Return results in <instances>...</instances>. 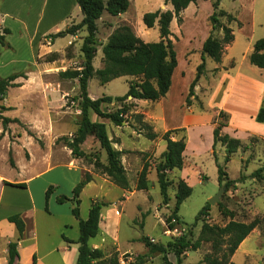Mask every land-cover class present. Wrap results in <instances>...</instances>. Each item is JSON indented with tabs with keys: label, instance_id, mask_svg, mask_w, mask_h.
<instances>
[{
	"label": "rangeland",
	"instance_id": "rangeland-1",
	"mask_svg": "<svg viewBox=\"0 0 264 264\" xmlns=\"http://www.w3.org/2000/svg\"><path fill=\"white\" fill-rule=\"evenodd\" d=\"M33 2L34 0L31 2L34 4L32 12L27 9L25 12H20L22 15L16 18L10 17L6 20V25H8L9 30H11L8 38L11 46L0 48V78L7 77L9 74L16 71H18V73H24L25 71L32 70L33 49L32 46L29 45L28 39L21 36V29L24 25L28 28L30 37L32 31L38 33V27L40 30L43 29L47 33L64 30L63 28L66 24H75L79 21L81 16L80 7L77 5L76 0H48L44 6H42V2ZM213 2L214 0H211V2L210 0H201L199 9L197 8V16L195 15V19L193 16L185 15V20H182V18H180L179 21L177 20L178 27L185 21L183 24L184 27L188 28V30L195 35L199 34V37L194 35L192 38L194 40H192L191 45H187L188 42L184 40L173 42L177 59H179L180 62L179 65L183 66L180 67L182 76L177 75L174 78V86L171 93L173 105L179 102L180 94L184 88L187 87L186 89L188 90V86L195 74V67L200 62L198 57L199 51L201 53V50L196 49L195 42L197 38L200 39L207 27L210 28L208 17L212 12L211 4ZM219 3L220 7L222 6L224 9L232 10L233 14L238 13L240 19L243 21H248L252 14L256 15L254 18L259 24L260 20H264V0H220ZM24 5L25 4L20 1H9L7 9L10 12H16L22 10ZM147 7H149V3L146 0H133L127 13L135 26L137 24H143L139 16ZM27 12H29V14H27ZM107 18L105 13L104 18L99 21V26H97V48L104 41L106 35L105 27L108 23ZM219 20L220 22L227 23L226 18L223 16L220 17ZM21 22H24V25H22ZM232 23L231 24L235 27V23ZM145 27L144 25V28ZM152 28H156V25ZM152 28H148V30L145 29V33H142L148 42L160 40L159 32H157L158 30ZM210 33L213 37L218 39L222 37V30L218 28L213 30L210 28L209 34ZM237 33L238 40H236L231 53L237 58L236 65L238 66V71L241 76L238 78L245 84L243 91L247 93V96L239 98L234 92L231 93L225 100V108L221 109L220 107L224 115L218 117V112L220 111L218 107L220 97L212 96V93H210L213 90L212 85L214 84V77L216 75V70L212 71L211 69L216 63L208 58L205 61V70L194 87L196 96L193 95V97H190L189 105H187L185 101L182 104L186 112L192 109L195 111L201 110L203 115L206 114L212 117L214 119V126L217 121L215 119H218V122L221 123L226 122L227 126L221 127L219 133L224 134L227 132L226 134L230 137L237 135L241 142V147L238 149L239 151L231 155L229 161L225 162V155L222 156L221 153L223 151L219 143L216 146L215 156L208 152L211 133L208 132L207 127L202 126L191 132L192 140L190 146L197 148V151H195L196 156L192 158V155H188L186 160H184L183 168L188 169V184L191 186L192 192L190 196L181 203L177 212V217L187 226L194 222L195 216L200 208L208 202L209 198L217 194L219 189H222V192L218 201L213 205L209 204L210 207L207 211V215L203 216L207 222L217 225L225 224L230 218L228 213L224 214L221 210L232 212L233 219L244 222H249L255 217H264V138L260 137V135L249 133L247 129L242 130L230 125L231 113L234 112L238 117L242 118V120H246V123L243 124L244 126L247 125L246 128L255 130L258 133H263V129L260 130V128L255 126V124H259V122L255 121L252 116L253 114L250 115L252 118H249V114L246 112L247 109L250 110L254 106L258 96V89L253 87L246 78H254L257 69H254L255 67L249 63L247 57L242 58L241 52L244 48L243 33L239 31ZM85 34L86 31L83 29L81 35ZM255 35L260 37L259 25L255 29ZM46 38L48 41L50 40L48 35ZM79 41L81 40L79 39ZM65 42L66 38H58V45H62ZM80 47L81 46L78 45L75 46L74 43L68 45L61 56L63 61L59 68L80 70L83 61ZM35 51L36 50H34V54ZM96 56L95 62L97 63L98 58L102 56L101 50H99ZM45 58L46 56L44 60ZM41 60L43 59H39L38 61ZM232 63V61L230 63L228 62V66ZM233 73L232 71L231 74L233 75ZM49 80L54 81V84H49V86L45 85L44 89L35 92L34 97L27 95L26 92L11 89L9 92L7 90L4 98L0 101V104L4 106H11L10 110H5L1 113L3 116H8L10 118L17 117L19 119L18 122L9 123L5 129L0 121V184L8 180L19 181L32 177L29 184L30 191L33 194L34 205L39 209L41 205L45 204L42 195V188L45 183L58 184L57 188H59V190H57V195L66 193L69 189V184L71 183V179H73L74 172L68 170L65 164L53 168L50 172L46 171L44 155L51 153V151L54 152L57 148L64 145V141L60 139L61 137L71 139L74 134L73 130L76 127L75 123L79 120L80 113L78 100L76 99L79 90H73L74 85L79 86V84L74 83L72 80L70 82L67 80H60L56 75L49 78ZM131 80H134V78L124 76L112 79L105 84H100L98 80L93 77L89 80V90L97 97L102 95H110L112 97L122 96L126 93L128 82ZM57 81H61L60 84ZM229 85L230 82L225 85V89L230 87ZM187 90L184 95L187 94ZM53 91L59 93L56 100L57 103H53V97L51 95ZM150 106L153 107V105ZM121 107L127 110L124 114L126 120L122 122L121 126L132 130L138 129L140 120L136 115H140L141 119L144 116L137 111L140 106L136 100H132L131 97H128L123 102L112 100L110 103L101 105L103 112H113ZM175 107L176 106L171 110L173 113V121L179 120L178 111ZM144 109L146 111L147 109H151V107ZM40 115H43L41 116L43 120L41 123L42 126H37L40 123ZM100 119L106 122V132L109 139L113 141V133L116 129V125L111 123L108 119ZM60 125L69 127V130L64 131L65 133L63 132V135L59 137H57V134L51 135L52 127L56 128ZM62 129H64V127H62ZM150 130H152V127ZM184 131L177 130L175 133L179 136L183 134L185 136ZM198 131H201V138H197L196 136ZM146 132L147 130L145 133ZM80 148L86 152L85 156L82 158L83 163H91L94 171L102 173L100 168L94 166L96 158L99 162L100 158H106L105 152L100 148L98 141L92 136H87ZM160 155L161 154L156 156L139 155L140 158H148V173L156 166L155 163L159 160ZM56 156L53 158L54 163L58 161H60V163H66L63 162L66 161L64 157L60 156L58 153ZM241 157H243L242 160ZM9 158H12L14 162L13 167L9 163ZM30 158L31 162L29 164L27 161ZM18 162L24 165L19 171L17 167ZM217 165H221L224 168L226 176L229 179L238 180L244 177L243 181L237 182L229 187L228 190H225L223 187L219 186L218 183ZM256 170H259V177L252 176V173ZM177 173L178 170L176 169L171 170L169 173L167 172L168 179L171 178V184L167 189L168 196H170V204L167 203V205H164V203L161 202L159 212L156 210V204L161 201L159 186L156 182L154 186L149 187V196L151 198L149 202L150 210L145 212L142 217L138 215L144 224L145 233L154 238V240H151L153 243H164L162 241L165 240V238L167 241L173 236L180 235L182 230L187 228L186 225L181 224L172 217L167 221V217L170 216L174 206L173 191H175V183L179 178ZM145 198L147 199V195L139 192L133 196L131 201H128L125 219H129L136 212L135 203L144 204ZM28 203V193L18 187H8L0 198V217L7 211L18 210L25 207ZM155 213H157V217ZM0 222L4 225L3 221ZM201 222L202 220H199L195 226L191 227L190 238L192 240L197 238ZM136 225L137 229H139V225ZM256 228H258L260 232L251 236L252 247H254L259 239L257 246L260 245V247L257 250L256 256L245 260L241 254H237L234 258L236 264H264V226L259 224ZM209 250V243H203L198 250L188 251V256L185 258L184 264H197L198 260Z\"/></svg>",
	"mask_w": 264,
	"mask_h": 264
},
{
	"label": "crops",
	"instance_id": "crops-1",
	"mask_svg": "<svg viewBox=\"0 0 264 264\" xmlns=\"http://www.w3.org/2000/svg\"><path fill=\"white\" fill-rule=\"evenodd\" d=\"M9 1H16V2L20 1L25 5L22 7V10L16 12H10L7 9L8 7L7 5ZM32 1L33 0H0V30H2V28L4 27L9 28L8 25H6L7 18L10 17L16 18L22 15L20 14L21 11L25 12L27 9H29L32 12L34 9L33 7L34 4L31 3ZM37 1L42 2V6H44V4L48 2V0H34V2ZM146 1L149 3V7L144 9L142 14L139 16L140 20H142V16L146 12H153L156 10H163V9L172 10L171 5L164 4L163 0H146ZM132 2L133 0H129L128 9L131 7ZM200 2L201 0H197L195 2L189 3L188 6L179 13V17L182 18V20H185L186 17L185 15H190L193 16V18L195 19V17L197 16L196 15L197 8L199 9ZM220 8L225 10L227 13H230L232 16H234L236 20L240 22V26L237 25L236 21H232L235 23L236 25L235 27L232 25L233 24L232 22H231L232 24L229 23L227 25L232 29L233 41L226 46V50L224 48V52L221 56L220 62H215L216 63L215 66L211 69L212 71L216 70V75L214 77V84L212 85L213 90L210 93H212V96L220 97L219 98L220 103L218 104L219 110L225 108V100L228 98V96L231 93L234 92V94L239 98H244L247 96V93L243 91V87L245 84L242 82L241 79L238 78L241 76H240V72L238 71V66L236 65L237 58L234 56L233 53H231L236 43V40H238L237 32L239 31L240 33H243L242 36L244 40L243 41L244 48L243 51L241 52L242 58L244 57L248 58L249 54L253 49V43L255 42V40L264 37V20L263 21L260 20V24H259L258 21L257 22L255 21L254 18L256 16L255 14H252L251 18L248 21H243L242 19H240L238 13L233 14L232 10L224 9L222 8V6ZM128 9L124 13L115 16L109 15L108 13L104 12L101 15V17L97 20V26H99V21H101L104 18V14L106 13V17H108L107 18L108 23L107 26L105 27L106 35L102 44L105 43L108 35L119 24L129 25L134 30V33L138 37H140L143 41L148 42L146 38L142 35V33H145V29L148 30V28L146 27L144 28L143 24H137L135 26L133 21L130 20L129 14L127 13ZM27 14H29V12H27ZM82 16L83 15L81 12L79 21L82 19ZM184 22L182 23V25H179L178 27L177 17L173 16L169 24V29L171 33L169 39L172 42H176L177 40L180 41L184 40L188 42L187 45H191L192 40H194L192 38L194 37L195 34L193 32H190L188 28L184 27L183 25ZM21 23L22 25H24V22ZM69 25L70 24H66L63 29H65ZM258 25L260 26V37L255 35V29L258 27ZM210 28L207 27L205 32L200 37V39L197 38L195 42L196 44L195 47H197L196 49L201 50L202 43L209 35ZM152 29L158 30L157 25L156 28H152ZM21 30H22L21 36H24V38L28 39V43L30 46H32L33 49L32 70L25 71L24 72L25 77L16 78L14 82L18 83L19 86L8 88V92L11 89H16L17 91L26 92L27 95L34 97L35 92H39L41 91V89H44L45 85L49 86V84L50 85L54 84L53 83L54 81H50L49 78L55 75L58 76L59 72L67 69V68L66 69L59 68L61 62L63 61L61 56L63 55L64 49L71 43H74L75 46L77 45L81 46L83 38L85 37L86 34L81 35V32L83 31V29H81L76 34L65 35L62 38H66V42L62 45H58L57 42H58V38L60 37H57L55 39L49 38L50 39L49 41L46 38L47 35L49 37L50 34H54L56 32L47 33L43 29L40 30L38 27L39 30L38 33L32 31L29 37L28 28H26L25 25L24 27H22ZM9 36L10 34L5 35V40L8 43V45L11 46L10 42L8 41ZM195 36L199 37V34ZM79 39L81 41H79ZM3 47L4 46L0 45L1 49ZM34 50H36L35 54H34ZM99 50H101V45L97 48L96 54L92 61L94 69H99L103 66L102 56L98 58L97 63L95 62V58L97 57L96 55L99 52ZM52 53H55L57 55L55 60L47 61L46 58L44 60L45 56L47 57ZM200 58H201V53L199 51L198 59ZM39 59H43V60L38 61ZM207 59L208 57H205V61ZM231 61L233 63L231 64L232 66L230 67L228 66V62L230 63ZM179 63H180L179 59H177V66L172 74L170 90L165 94V96L161 97L156 101L136 100L138 105L140 106L138 107L137 111L144 116L140 121L145 122L152 127V132L157 134L156 138L150 140L145 137L144 134L146 129L141 127L140 121H139L140 125L136 130L123 127L121 126L122 124L116 125V129L113 133L112 144L114 149L123 152L121 155V163L123 165V168L126 172V176L128 179V185H129L128 188L126 189L121 188L118 185L114 184L105 174L94 171L92 169L93 165L91 163L88 164L83 163L82 161L83 157L81 158L73 157L71 155L70 149H68L65 145H63L60 148H57L54 152L51 151V153L44 155V160L46 163V168H45L46 171L50 172L53 170V168H56L61 164H65L68 170L74 172L73 179H71L70 181L71 183L69 184L68 191L66 193H60L61 195H64L68 198H71L72 189L76 185V183H78L79 180L82 178L83 174L84 173L90 174L91 180L82 188L79 194L80 203L78 205V209H79L80 217L82 219L87 218L88 210L92 199H101L104 202L109 203V205L101 209L100 221L98 225V233L94 237L90 238L88 243L90 247L102 250L106 256L110 255V253H112L113 251L117 252L119 264H133L136 256H143V259L147 264H164L162 256L159 254H154V255L148 254L147 247L141 241V238L143 236L147 237L150 241L154 240L153 237H150L147 233H145L144 224L141 221V219L138 217V215L142 217L145 212L150 210L149 202L151 201V198L149 196L150 195L149 187L154 186V184L157 181H156V172L154 166L152 168V171H150V173H148L147 175L148 177L147 188L137 189L136 185H137L138 173L142 169L143 164L147 163V159H148V158H140L139 155L156 156L161 154L165 150V146H166L165 140L161 138L162 134L171 130L172 131L171 138L173 140H176L184 136V134L179 136L175 132L177 130L184 131L185 129L184 132L186 137L185 136L184 137H185L186 146L183 152V160H186L188 155H192V158H194V156H196L195 151H197L196 150L197 148L196 147L194 148V146L193 147L190 146L192 140L191 132L202 126L207 127L208 132L211 133L208 152L212 155L213 152H215L216 154L215 150L217 148L216 146L218 145V143L215 144V146L213 147L214 119L212 117L207 116L206 114L203 115L201 110L195 111L192 109L189 112H186L182 107V104L184 103L186 97V95L184 94L186 93L187 87H185L182 93L180 94L179 102L176 105H173V101L171 100V93L174 86V78L177 75L182 76L180 67L183 66L179 65ZM252 66L255 67L254 68L255 70L257 69L256 70L257 72L254 78L248 77L246 79L248 82H250L251 85H253V87H256L258 89V96L254 106L250 110L249 109L246 110V112L249 114L248 115L249 118H252L250 117V115L252 114L253 117L255 116L258 108L263 104V97H264V67L258 68L254 65ZM232 71L234 72L233 75L231 74ZM13 73H18V71L12 72L11 74ZM126 77H132V76H126ZM59 79L67 80L68 82L72 80L74 81V83L76 84L78 83L77 78L74 79L59 78ZM89 80L87 83L88 97L90 99H96L98 97H101V96L98 97L94 96L90 92ZM57 82L60 84L61 81H57ZM228 82H230L229 85L230 87L225 89V85ZM73 90L74 91L79 90V86L74 85ZM51 95L53 97V103H57L56 100L58 98L59 93L53 91L51 92ZM193 95L196 96L195 91ZM106 96H110V95H106ZM150 105H153V107ZM174 106H176L175 108L178 111V115H179V120L177 121H173L172 119L173 113L171 110L173 109ZM6 107L11 108V106H6ZM149 107H151V109H147ZM144 108H146L147 110L145 111ZM41 116L43 115L39 116L40 123L37 126H42L41 123L43 120ZM89 118L93 122H101L104 123L106 126V122L100 119L102 117L97 116L93 111H89ZM245 123L246 120H242V118L238 117V115L234 112L231 113L230 125L242 130L247 129L249 133L260 135V137L264 138V122L255 124V126L260 128V130L263 129V133L262 132L258 133L255 130H251V129L250 131L248 128H246L247 125L246 126L243 125ZM62 127H64V129H62ZM75 129L76 127L74 128L73 131H75ZM67 130H69V127L62 125L56 128L52 127L51 135L57 134V137H59L62 136L63 135L62 133ZM196 136L197 138H201V131H198ZM232 137L239 139V136L237 135H234ZM220 148L223 151L221 154L222 156H224L225 155L224 146L221 145ZM238 151L239 150H237L236 153ZM57 153L66 159V161H63L66 163H60V161L54 163L53 158L56 156ZM242 158L243 157H241V160ZM105 161L106 158H100L101 163H105ZM27 162H29L30 164L31 158ZM157 162L155 164H157ZM23 166L24 165L18 162L17 164L18 171ZM177 175L179 177L178 179H183L187 184L189 183L188 182L189 175L187 168L182 167V169L178 170ZM31 178L32 177H29L27 179L25 178L24 180H19V181L8 180L6 182H9L10 184H5L4 183L5 181L2 182V184H0V198L2 197L4 192L8 189V187H13L14 185L11 184H15V183H24L25 187H18V186H14V187L23 189L26 193H28L29 196V203L25 205V207L10 212L7 211L6 213L2 214L0 217L1 218L0 221H3L4 223V225H2V223L0 222V264H7L8 262L7 245L11 241H16V249L18 252V257L15 260V264H76L77 255H78V244L74 242H67L63 239L64 236L65 238L71 241H76L79 236L78 221L72 215L71 212L75 202L65 201L63 203H58L56 201L57 196H59L57 195L58 193L57 190H59V188H57L58 184L54 185L50 183L49 184L45 183L42 188L43 200L47 187L50 185L53 186L48 197L47 210H45V204L41 205L40 209L35 207L33 202V194L31 193L29 186L31 182ZM139 192H142L145 195H147V199L145 198L143 202L144 204L135 203L134 206L136 207V212L129 219H125L127 215L126 209H127L128 201H131L133 196ZM174 193L175 191H173V194ZM161 202H162V198L161 201L156 204V208H157L156 210L158 212L160 210L159 206ZM168 203L170 204V196ZM15 213H20L25 223L23 237L19 240H17V231L14 224L7 221V217ZM155 214L157 217V213ZM136 224L139 225V229H137ZM257 232H260V230L255 227L250 232V234H248L242 240V242L238 245L236 251L231 257V260L233 262L237 254H241L245 260H248L256 256L257 250L260 247V245L257 246L259 239L258 242L255 243L254 247H252L251 236H253V234ZM162 233H163V222H162ZM165 241L166 238L162 242ZM187 256H188V251L185 252V256L182 259L181 264H184V260ZM167 259L170 262V264H176V258L173 253H168ZM201 259L202 258L198 260L197 264H203L201 263Z\"/></svg>",
	"mask_w": 264,
	"mask_h": 264
},
{
	"label": "trees",
	"instance_id": "trees-1",
	"mask_svg": "<svg viewBox=\"0 0 264 264\" xmlns=\"http://www.w3.org/2000/svg\"><path fill=\"white\" fill-rule=\"evenodd\" d=\"M164 4H169L172 10H156L146 12L142 16V22L147 28H152L157 25L160 40L154 42H145L138 37L132 28L127 24H119L108 35L105 43L101 44L102 63L103 66L99 69H94L92 61L97 50V20L106 12L109 15L115 16L124 13L129 7V0H76L79 7L82 8V19L78 23H72L64 30H60L54 34H50V39L63 37L65 35L76 34L81 29L86 31L83 38L80 51L83 61L81 69H69L59 72V78L78 79L79 93L76 97L80 110L79 120L76 123V129L71 139L61 137L64 145L70 149L71 155L75 158L85 156V152L80 148L81 144L86 140L87 136H92L100 145V148L105 152V163L99 162L96 158L94 166L100 168V171L105 174L114 184L121 188H128V179L126 172L121 163L122 151L114 149L112 140L109 139L106 132L105 124L101 122H93L89 118V111H93L97 116L108 119L114 125H121L126 113L124 107L118 108L113 112H103L101 105L110 103L113 97L102 95L96 99H90L87 94V83L91 78H96L100 84H105L112 79L122 76H132L134 80L128 82V89L122 96L114 97L117 102H123L128 97L132 100H148L156 101L165 96L171 86L172 74L177 66L176 51L173 42L169 39L170 29L169 24L173 16L180 20L179 13L185 9L189 3L197 0H163ZM225 17L227 24L220 22V17ZM211 29L218 28L222 30L220 39L213 37L211 33L206 37L201 47V58L199 64L195 68V74L188 86L185 103L190 104V97L194 94V87L205 70V57L212 59L215 62H220L224 48L233 41L232 29L227 26L230 22L236 21L240 26V22L234 16L227 13L219 7V0H214L212 3V12L208 17ZM10 30L7 27L0 30V45L9 47L5 40V35L9 34ZM55 53L46 57L47 61L55 60ZM248 61L251 65L258 68L264 67V37L258 38L253 43V49L248 56ZM232 65H230L231 67ZM18 77H25L24 73H13L7 77L0 78V101L4 98L8 88L19 86L15 83ZM11 109L0 104V121L3 128L11 122H18L17 118L3 116L1 113ZM224 115L223 111L218 112V117ZM136 117L141 120L140 115ZM255 121L264 122V102L258 108L255 116ZM215 122L213 128V147L219 143L224 146L225 162L229 161L240 147L241 142L238 138L230 137L228 134H220L221 127L227 126L226 122ZM141 127L147 130L144 134L146 138L152 140L157 137V134L152 132L151 127L140 121ZM171 130L162 134L161 138L165 140V150L161 153L160 158L155 166L156 181L159 186L162 203L167 204L169 200L168 186L171 180L168 179L167 172L171 170H180L183 167V152L186 146L185 137L173 140L171 138ZM215 156V152H213ZM216 159V158H215ZM9 163L13 167L14 162L9 158ZM218 183L219 186L228 190L229 187L237 182L243 181L244 177L238 180L229 179L221 165H217ZM147 173L148 164L144 163L142 169L138 173L137 189L147 188ZM252 176L259 177V170L252 173ZM264 178V176H263ZM91 180L88 173H84L82 178L72 189V196L68 198L64 195H59L56 198L58 203L65 201L76 202L71 210L72 215L78 221L79 236L76 241H71L63 236L67 242L78 244V255L76 264H119L118 254L113 251L106 256L105 253L89 245V239L98 233V225L100 221L101 209L109 205L101 199H92L86 219H82L79 215L78 205L80 203L79 194L82 188ZM10 184L9 182H4ZM18 187H25L24 183L11 184ZM53 186H48L45 191V210H47V201ZM192 192L189 186L183 179H177L175 183L174 206L167 221L172 217L181 224L177 217V212L181 203L190 196ZM209 203L203 205L197 212L194 222L187 226L185 230L178 236H173L164 243H153L147 237L143 236L141 241L148 249V254H159L162 256L164 264H170L167 259L168 253H173L176 258V264H181L186 251L197 250L203 243H209L210 250L206 252L201 263L203 264H236L231 260L232 255L236 251L242 240L250 234V232L259 224L264 226V217H255L249 222L238 221L233 219L232 212L221 210L222 213L229 215V220L223 225L211 224L207 222L203 216L207 215ZM202 218V219H201ZM199 220H202L199 233L196 239L192 240L191 227L195 226ZM7 221L14 224L17 231V240L21 239L24 234L25 223L20 213H15L7 217ZM7 264H15L18 257L16 249V241H11L7 245ZM35 261V260H34ZM133 264H147L143 256H136Z\"/></svg>",
	"mask_w": 264,
	"mask_h": 264
},
{
	"label": "water",
	"instance_id": "water-1",
	"mask_svg": "<svg viewBox=\"0 0 264 264\" xmlns=\"http://www.w3.org/2000/svg\"><path fill=\"white\" fill-rule=\"evenodd\" d=\"M80 11L82 12V8L80 7ZM114 100V99H113ZM221 192H222V189H219V191L217 192V194H215L213 197H211V198H209L208 199V203L210 204V205H213V204H215L217 201H218V199H219V197H220V195H221ZM77 204H76V202L74 203V206H76Z\"/></svg>",
	"mask_w": 264,
	"mask_h": 264
},
{
	"label": "built area",
	"instance_id": "built-area-1",
	"mask_svg": "<svg viewBox=\"0 0 264 264\" xmlns=\"http://www.w3.org/2000/svg\"><path fill=\"white\" fill-rule=\"evenodd\" d=\"M174 220H175V219H174ZM174 220H173V221H174Z\"/></svg>",
	"mask_w": 264,
	"mask_h": 264
}]
</instances>
